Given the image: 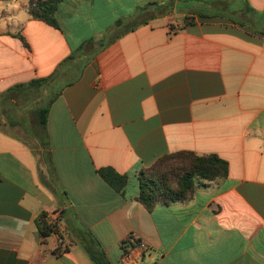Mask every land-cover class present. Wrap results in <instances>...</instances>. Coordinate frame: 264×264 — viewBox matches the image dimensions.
Returning <instances> with one entry per match:
<instances>
[{
  "label": "crops",
  "instance_id": "obj_1",
  "mask_svg": "<svg viewBox=\"0 0 264 264\" xmlns=\"http://www.w3.org/2000/svg\"><path fill=\"white\" fill-rule=\"evenodd\" d=\"M26 2L0 0V264H95L81 233L111 264L128 235L139 264H264V0L205 15L188 12L201 1L61 0L58 26ZM38 90L43 128L24 103ZM179 149L216 153L227 174L147 210L139 169ZM100 166L126 173L119 190Z\"/></svg>",
  "mask_w": 264,
  "mask_h": 264
},
{
  "label": "trees",
  "instance_id": "obj_2",
  "mask_svg": "<svg viewBox=\"0 0 264 264\" xmlns=\"http://www.w3.org/2000/svg\"><path fill=\"white\" fill-rule=\"evenodd\" d=\"M61 0H27L25 10L32 18L41 19L53 26H58L55 18V10L58 2ZM190 3L201 1L200 4L188 6L189 13L194 12L199 15L219 14L217 12L219 2L223 0H187ZM160 8H167V4L159 2ZM191 14H184L183 20L190 22ZM115 29V28H114ZM110 29V30H114ZM264 34V29L260 31ZM21 42L28 46L21 34H16ZM114 37V36H113ZM46 77H36L26 82L27 85L38 86L47 81ZM24 83H18L9 87L8 92L16 87L23 86ZM7 94V92H5ZM47 102L34 109V120L36 124L43 128L48 104ZM99 176L114 189L119 190L126 182V173L116 171L110 166H100L96 169ZM227 174V161L213 152L197 153L188 149H179L165 152L141 167L137 173L138 189L134 195L147 210H150L157 203H169L174 201L185 202L189 200L194 189L198 185L206 184L217 180ZM44 213L38 216V228L41 236L52 232L54 228L47 223ZM80 241L95 264H111L104 256L97 242L81 233ZM122 250H127L132 242L127 241L125 237L122 241ZM66 248V245L62 249Z\"/></svg>",
  "mask_w": 264,
  "mask_h": 264
},
{
  "label": "built area",
  "instance_id": "obj_3",
  "mask_svg": "<svg viewBox=\"0 0 264 264\" xmlns=\"http://www.w3.org/2000/svg\"><path fill=\"white\" fill-rule=\"evenodd\" d=\"M47 223L52 225L51 221H48ZM127 241H131L132 244L127 250H121V253L118 258V264H139V259L134 254V252L139 253L140 250L145 247V242L136 235H128ZM130 248H135L134 252Z\"/></svg>",
  "mask_w": 264,
  "mask_h": 264
},
{
  "label": "rangeland",
  "instance_id": "obj_4",
  "mask_svg": "<svg viewBox=\"0 0 264 264\" xmlns=\"http://www.w3.org/2000/svg\"><path fill=\"white\" fill-rule=\"evenodd\" d=\"M188 3L190 4V1H188ZM178 6H182V5H178ZM188 6V5H187ZM231 4H229V5H226V8L227 9H229V8H231ZM156 7L155 6H153V5H148V7H147V9L148 10H151V9H155ZM145 10V9H144ZM189 10L190 9H188V12H189ZM116 30V28L114 29V30H110L109 31V33L108 34H111L113 31H115ZM107 35V34H106ZM51 83H53V81L52 82H50V84ZM20 99V98H19ZM24 99V98H23ZM45 99H46V97L45 96H42L41 95V91L40 90H38V92H34V91H32V92H29V93H27V97H25V102L24 103H26V106H31V108L32 107H38V106H40V105H42L43 103H44V101H45ZM10 106V104L9 105H7V108ZM23 106V105H22ZM22 108V107H21ZM6 117L7 116H9L10 117V115H5ZM8 119V118H7Z\"/></svg>",
  "mask_w": 264,
  "mask_h": 264
}]
</instances>
